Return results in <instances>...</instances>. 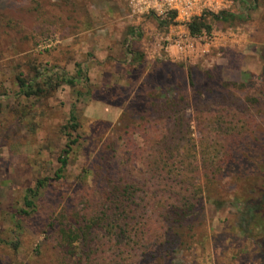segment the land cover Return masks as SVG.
<instances>
[{"label":"rangeland","instance_id":"374dc122","mask_svg":"<svg viewBox=\"0 0 264 264\" xmlns=\"http://www.w3.org/2000/svg\"><path fill=\"white\" fill-rule=\"evenodd\" d=\"M229 14L207 17L216 39L190 58L164 50L169 24L138 16L128 0H0V264H257L236 170L210 188L204 223L182 227L195 234L189 246L172 244L149 204L160 175L151 180L147 164L167 160L190 177L189 163L218 161L224 114L260 87L264 0H237ZM228 83L245 86L221 93ZM181 93L187 106H171ZM73 109L79 141L57 179ZM164 141L170 158L154 153ZM40 178L49 180L35 209L20 214ZM112 180L134 194L100 210Z\"/></svg>","mask_w":264,"mask_h":264},{"label":"trees","instance_id":"16d2710c","mask_svg":"<svg viewBox=\"0 0 264 264\" xmlns=\"http://www.w3.org/2000/svg\"><path fill=\"white\" fill-rule=\"evenodd\" d=\"M210 16L212 19L228 20L231 14L213 13ZM206 19L207 16H203L193 20L190 23L191 32L199 34L204 28L210 32L211 25L207 23ZM211 78L212 75L209 74V83H213ZM66 80L69 83H74L75 78H66ZM189 82L192 87L196 86L192 70L189 73ZM244 86L245 84L243 83H228L221 93L232 89V91H237V89ZM208 90L209 93L215 92L213 87H209ZM175 98L172 100L171 106H176V108L187 106V96L184 93H181L179 101ZM232 98L226 94L223 105L233 106L236 100ZM239 107L241 110H239ZM227 111L224 116L225 123L228 126L225 130L222 128L219 131L221 133L220 143H222V150L220 152H222V155L218 161L203 159L202 162L189 163L188 169L193 172L190 177L183 174V172H186V167L183 166L181 169L174 168L175 165L167 160L151 161L147 164L149 173L152 175L151 180L155 174L160 175L159 178H156L157 183L154 182L150 185L151 190L153 189L154 191L150 192L152 195L150 196L149 204L151 207H155L154 209L152 208V214L157 215L159 221L162 218V221L170 225L169 229H171L173 238L171 239L172 244L189 246L195 242V234H188V232L182 231V227H185L186 224L191 225L190 223L192 222V224L200 225L204 223L202 216L205 212L206 201L212 198L210 188L224 180L225 176L223 177V175L226 170H236L238 182L241 181L247 184L245 191L237 194L239 195L238 203L241 212L249 217L247 236L253 239L255 246L252 261L257 264H264V133H260L257 130V128L264 125V75L261 76L260 87L255 88L252 94L247 93L243 96L242 101L240 100V104L236 103L235 107ZM256 117L260 118L261 126L257 122L255 124L256 127L253 125ZM69 120L68 141L58 158L60 166L55 173L57 179L64 177L70 155L79 141V136L74 137V133L79 128L78 116L74 109L70 113ZM163 143L162 147L154 150L155 155L163 154L169 156V158L170 155L172 157L174 145L169 141H164ZM206 150L207 148L204 151ZM250 170H252V173L249 172ZM171 171L175 174L169 173ZM48 180L49 178H40L35 182L34 186L26 189L24 207L20 209V214L29 215L35 209L36 199L41 191L47 187ZM111 182L102 192L104 199L99 203L100 210L105 211L107 209L111 212V205H117V208H119L128 202L131 194H134L136 187L128 185L127 181L123 182L121 180L120 183L117 181L115 182L116 186L113 180ZM130 201L138 205L134 199H130ZM127 205H129V202ZM109 207L111 209H108ZM122 212L126 213V211ZM187 212L189 213L187 214ZM151 219V221L155 222V216ZM86 227L90 228L89 225L77 228H82V235H85L86 230L84 231V228ZM62 232L67 235L65 229Z\"/></svg>","mask_w":264,"mask_h":264},{"label":"built area","instance_id":"2783aa9c","mask_svg":"<svg viewBox=\"0 0 264 264\" xmlns=\"http://www.w3.org/2000/svg\"><path fill=\"white\" fill-rule=\"evenodd\" d=\"M128 2L138 16L152 14L162 23L169 24L164 50L175 56L190 58L195 54L197 43L210 46L216 39L215 33L205 28L199 34H193L190 23L199 17H209L213 13H232L237 8V0H128Z\"/></svg>","mask_w":264,"mask_h":264}]
</instances>
